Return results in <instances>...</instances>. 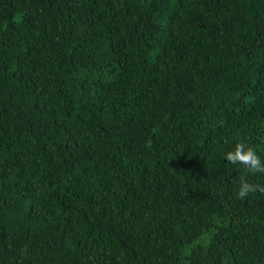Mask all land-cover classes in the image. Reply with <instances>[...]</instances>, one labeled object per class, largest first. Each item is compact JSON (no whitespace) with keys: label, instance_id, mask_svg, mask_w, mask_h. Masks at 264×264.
<instances>
[{"label":"trees","instance_id":"obj_1","mask_svg":"<svg viewBox=\"0 0 264 264\" xmlns=\"http://www.w3.org/2000/svg\"><path fill=\"white\" fill-rule=\"evenodd\" d=\"M264 0H0V264H264Z\"/></svg>","mask_w":264,"mask_h":264},{"label":"clouds","instance_id":"obj_2","mask_svg":"<svg viewBox=\"0 0 264 264\" xmlns=\"http://www.w3.org/2000/svg\"><path fill=\"white\" fill-rule=\"evenodd\" d=\"M224 156L228 162L240 168L236 177L237 195L244 198L255 192L258 186L249 180L248 174L264 173V156H261L255 147L243 141L236 142Z\"/></svg>","mask_w":264,"mask_h":264}]
</instances>
